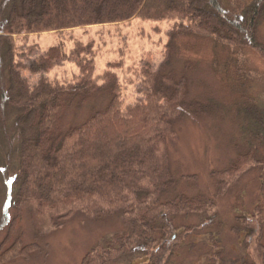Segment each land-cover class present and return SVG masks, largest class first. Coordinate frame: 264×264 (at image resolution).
<instances>
[{
  "label": "trees",
  "instance_id": "16d2710c",
  "mask_svg": "<svg viewBox=\"0 0 264 264\" xmlns=\"http://www.w3.org/2000/svg\"><path fill=\"white\" fill-rule=\"evenodd\" d=\"M133 18L180 21L168 32V49L159 69L142 71L149 87L144 104L121 109L119 96L114 94L103 110L63 132L59 122L67 100L83 102L98 89L93 59L86 55L80 58L84 47L78 43L82 50L74 49L70 56L76 59L79 80L65 84L42 75L29 85L21 73L27 65L15 58L13 36ZM262 19L264 0H249L239 13L226 10L220 0H0V122L4 142L0 147V179L7 172L15 174L4 179L7 202L0 213V231L7 229L0 263L32 250L31 243L21 246L16 237L8 245L24 211L33 228L42 232L60 225L64 218L78 213L87 216L101 209L110 213L118 210L126 231L115 233L105 243L106 250L103 243L92 247L82 264H110L135 255L147 261L131 264H171L176 247L170 243L175 218L206 212L214 202L202 195L172 193L177 179L169 164L165 138L182 113L201 116L221 109L214 99L185 98L186 83L178 84L172 69L177 38L203 35L228 47L247 45L264 55V43L257 34ZM63 57L66 55L59 47L53 46L27 68L31 73L47 72ZM244 75L240 74L241 81ZM100 79L109 80L108 74ZM249 98L232 108L247 149L239 151L227 168L210 172L220 189L222 179H231L254 162L256 155L264 159V110ZM11 118L9 134L6 122ZM8 205L15 212L10 220ZM237 225L250 233L254 230L244 218H239ZM187 227L181 225V229ZM262 248L257 238V249Z\"/></svg>",
  "mask_w": 264,
  "mask_h": 264
},
{
  "label": "rangeland",
  "instance_id": "374dc122",
  "mask_svg": "<svg viewBox=\"0 0 264 264\" xmlns=\"http://www.w3.org/2000/svg\"><path fill=\"white\" fill-rule=\"evenodd\" d=\"M248 1L220 0L231 13H239ZM179 22L133 18L61 31L16 34L13 36L15 58L27 65L21 73L29 85L35 84L42 75L51 82L65 84L79 80L76 59L70 56L72 50H82L77 47L78 43L84 47L80 58L86 55L93 59V75L98 79V89L83 102L67 100L68 105L59 122L60 130L64 132L79 125L95 111L103 110L114 94L119 96L121 109L144 104L149 87L142 71L159 69L168 49V32ZM257 31L258 40L264 43V19ZM177 42L172 69L176 71L175 81L186 83L185 98L202 102L214 99L221 109L201 116L182 113L174 120L172 130L165 138L169 164L177 179L171 188L172 193L202 195L214 202L206 212L175 218L176 228L170 243L176 247L171 264H264V159L256 155L254 162L237 171L231 179L221 178V189L210 174L212 170L230 166L239 151L247 149L232 108L234 103L249 96L264 110V55L247 45L228 47L203 35H179ZM53 46L59 47L66 57L58 60L47 72L31 73L27 68L29 63ZM242 72L249 74L241 81ZM103 74H108L109 80L100 79ZM12 119L6 122L9 134ZM1 126L0 122L2 149ZM13 175L7 172L1 176L0 213L7 202L4 179ZM7 211L10 220L15 212L9 205ZM28 216L26 211L20 214L8 245L16 237L21 246L31 243L32 250L28 255L0 264H82L92 247L103 243L102 249L106 250L105 243L115 233L126 231L118 210L110 213L95 209L87 216L78 213L42 232L33 228ZM239 218L253 225L252 233L243 225H237ZM181 225L189 229H181ZM6 229L0 231V250L3 249L1 242ZM257 238L263 246L261 251L257 249ZM146 259L138 255L127 256L110 264L145 263Z\"/></svg>",
  "mask_w": 264,
  "mask_h": 264
}]
</instances>
